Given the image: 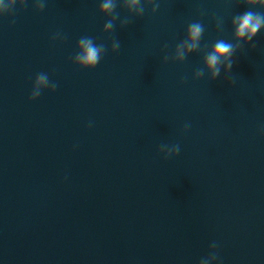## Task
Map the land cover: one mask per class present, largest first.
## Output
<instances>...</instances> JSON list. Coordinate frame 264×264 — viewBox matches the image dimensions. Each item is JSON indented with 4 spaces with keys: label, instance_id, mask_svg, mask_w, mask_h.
Listing matches in <instances>:
<instances>
[{
    "label": "water",
    "instance_id": "1",
    "mask_svg": "<svg viewBox=\"0 0 264 264\" xmlns=\"http://www.w3.org/2000/svg\"><path fill=\"white\" fill-rule=\"evenodd\" d=\"M249 10L264 12L244 0H203L193 20L204 26L200 50L173 60L119 160L45 264H264V29L240 41L228 74L222 67L215 81L206 71L195 79L204 52L217 40L235 43L231 21ZM165 144H179V154L165 159Z\"/></svg>",
    "mask_w": 264,
    "mask_h": 264
},
{
    "label": "clouds",
    "instance_id": "2",
    "mask_svg": "<svg viewBox=\"0 0 264 264\" xmlns=\"http://www.w3.org/2000/svg\"><path fill=\"white\" fill-rule=\"evenodd\" d=\"M244 3L249 8L259 6V8L264 9V0H244ZM17 4L23 8L26 5V0H0V16L11 14ZM144 4H151L153 12H156L159 8V4L154 3V0H144ZM34 6L37 11H43L45 7L44 0H36ZM122 6L130 15L141 16L144 12L141 0H124ZM116 8V0H101L98 9L100 14L111 17L104 25L103 31L105 33H110L113 30L115 21L118 19V14L115 12ZM127 23V20L122 21L121 27L126 26ZM221 24L222 22L218 21L217 27H221ZM231 24L234 30L233 39L235 43L223 39L217 40L210 50L204 52V67L195 72V79L203 77L206 71L210 80L215 81L220 77L222 67L224 73L228 74L234 66L233 55L241 47L240 41L249 43L261 29H264V12L245 11L242 14L234 16ZM203 33L204 26L202 23H190L186 31L185 39L177 44L172 59L177 62H183L187 56L200 50V40ZM56 38L57 36L53 37V39ZM120 47L121 45L118 40L112 41L111 51L113 53H116ZM105 52L106 46L104 44H97L92 37H81L77 43V53L73 58V63L81 69L92 70L100 63ZM168 59V56L164 57L165 62ZM56 87L57 85L55 83L50 84L47 74L40 73L35 78L29 99L36 100L43 90L49 89L50 91H55ZM187 127L186 125L185 131ZM159 152L163 154L165 159H168L179 154L180 146L179 144L172 146L166 144L161 145ZM212 247L215 248L216 245L213 244ZM209 255H212L215 260L218 258L216 253H210ZM203 260L200 261V264H202Z\"/></svg>",
    "mask_w": 264,
    "mask_h": 264
}]
</instances>
